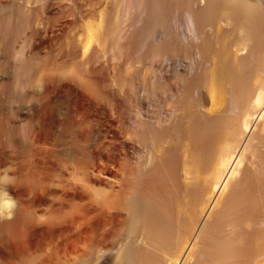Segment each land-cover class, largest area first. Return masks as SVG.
Returning a JSON list of instances; mask_svg holds the SVG:
<instances>
[{
  "label": "bare ground",
  "instance_id": "1",
  "mask_svg": "<svg viewBox=\"0 0 264 264\" xmlns=\"http://www.w3.org/2000/svg\"><path fill=\"white\" fill-rule=\"evenodd\" d=\"M0 5L3 255L264 264V0Z\"/></svg>",
  "mask_w": 264,
  "mask_h": 264
},
{
  "label": "rangeland",
  "instance_id": "2",
  "mask_svg": "<svg viewBox=\"0 0 264 264\" xmlns=\"http://www.w3.org/2000/svg\"><path fill=\"white\" fill-rule=\"evenodd\" d=\"M0 1H1V0H0ZM123 1H124V0H123ZM123 4H124V3H123ZM3 6H5V5H3ZM0 8L2 9V11L0 10V15H1V13H3V9H4V8L1 7V5H0ZM0 41H1V40H0ZM5 41L7 42V39H6ZM5 41L3 40V41H1V43L3 44V42H4V44H5V43H6ZM1 43H0V44H1ZM20 44H22V43H19V44L17 43L16 45H17V46H20ZM5 45H6V44H5ZM1 47H2V50L4 51L3 53L5 54V50H4V49H6V48H4L5 46H1V45H0V48H1ZM3 48H4V49H3ZM2 50L0 49L1 53H2ZM16 50H17V49H16ZM3 53H2V54H3ZM4 54H3V55H4ZM5 55H6V54H5ZM2 57L5 58V57L2 56V55L0 56V59H1L0 64H2L3 61H4V59H3ZM4 66H5V65H4ZM0 67H1V65H0ZM8 67H9V66H8ZM8 67L5 66V68L10 69V68H8ZM5 68H3V67L0 68V71H2V70L4 69L3 72H0V73H2V75H4L3 73L6 72ZM6 73H7V72H6ZM11 207H12V211H11V210H10V211H11V212H14L15 209H16V205H15V204H12ZM11 207H10V209H11ZM10 211H9V212H10ZM11 212H10V213H11ZM11 215H12V213H11ZM8 218L12 220L11 216L8 217ZM8 218H7V219H6V218H4V219L1 218L0 220H2V221H0V223H2V222H4V221H5V222H10L11 220H9ZM6 220H7V221H6ZM2 237H3V236H2ZM3 238H4V237H3ZM4 239H5L6 242L4 241ZM4 239L2 240V239L0 238V243H1V245H3V246L0 245V246H1V247H0V256L2 257V258H0V261H1L0 264H3V262H4V264H6V263L9 264L10 262H11L10 264H17V262H18L19 260H24V261H25V258H24V259L21 258V259H19V260H17V258H16V259H12V260H11V259L8 257V254H4V255L2 254V252L9 253V250H10V248H6V246H7V245H6L7 240H6V238H4ZM1 241L4 242V243H2ZM4 245H5V247H4ZM2 248H6L7 250H6V249L4 250V249H2ZM6 251H7V252H6ZM38 252H39V251H37V253H35V255H37ZM2 255H3V256H2ZM33 255H34V254H33ZM35 255H34V256H35ZM6 256H7V257H6ZM34 256H33V257H34ZM38 256H40V252H39ZM38 256H36V258H37ZM4 257L7 258V259L9 260V262H8V261H4V260H5ZM7 259H6V260H7ZM37 259H39V257H38ZM15 261H16V262H15ZM32 261H33V260H32ZM12 262H15V263H12ZM20 262H21V261H20ZM20 262H18V264H19ZM35 262H36V261H35ZM20 264H25V262H24V263L21 262ZM37 264H38V263H37Z\"/></svg>",
  "mask_w": 264,
  "mask_h": 264
}]
</instances>
